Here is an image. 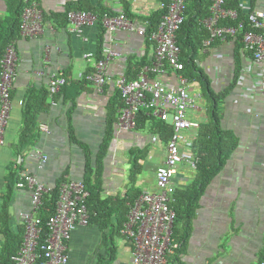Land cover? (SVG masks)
I'll list each match as a JSON object with an SVG mask.
<instances>
[{"label":"crops","instance_id":"0c3cea01","mask_svg":"<svg viewBox=\"0 0 264 264\" xmlns=\"http://www.w3.org/2000/svg\"><path fill=\"white\" fill-rule=\"evenodd\" d=\"M77 1L37 0L46 14L63 13L69 3ZM89 1L97 6L102 3L116 12L124 10L122 0ZM167 1L126 0L131 18L142 23H150L152 17L163 10L161 4ZM240 1L249 3L255 11H264V0ZM5 14V2L0 0V18ZM105 48L116 51L118 56L108 67L112 81L99 92L85 76L94 70ZM154 49L148 36L129 31H117L110 36L98 22L88 26L83 36H78L68 32L67 25L58 27L53 20H46L41 36L17 40L13 110L6 128L5 145L0 146V264L8 242L17 251L22 246L23 215L31 209L28 190H17L16 186L9 189L7 177L11 170L16 172L15 183L21 172H28L52 189L64 178L82 181L88 158L95 167L107 138L112 104L120 101L116 80L124 76L137 77L141 69L153 61ZM246 51L238 48L236 38L216 43L205 53L200 51L198 65L208 75L212 90L226 95L220 105L222 127L232 132L239 144L198 201L190 219V238L179 253L181 264H260L264 259V92L261 82L264 70ZM55 74L64 75L67 84L53 98H48L47 110L37 115L40 137L33 147L21 153L18 142L26 99L32 93L48 90ZM161 80L173 86L176 75L170 72ZM188 89L202 94L197 82L189 81ZM188 115L201 124L206 122V100L198 99ZM157 125L158 120L149 121L142 129L120 132L115 123L101 173V198L113 201L109 205L127 198L131 185L130 154L135 149L146 152L136 187L142 193L156 191L155 171L165 161L167 145ZM196 132L197 129H192L186 133L189 138H195ZM195 178V170L184 164L178 168L172 183L176 189H187ZM116 219L114 216L113 220ZM108 233L94 224L77 228L68 243L70 264H103L108 257L105 246V241L109 242L105 239ZM114 242L117 249L114 264H133L131 243L121 235Z\"/></svg>","mask_w":264,"mask_h":264},{"label":"built area","instance_id":"2783aa9c","mask_svg":"<svg viewBox=\"0 0 264 264\" xmlns=\"http://www.w3.org/2000/svg\"><path fill=\"white\" fill-rule=\"evenodd\" d=\"M188 0H168L161 4L164 14L156 30L148 35L149 22L132 19L124 12L117 16H104L102 25L111 36L117 31L135 32L149 36L154 45V58L150 65L141 69L137 77L126 76L116 80L122 107L119 110L117 127L120 132H130L136 128L139 111L147 110L161 122L172 125L173 134L166 145L164 163L155 171L156 191L143 192L133 204L123 224L120 235L133 246V264H172L169 255L179 248L172 243L173 226L177 211L170 206L175 193L172 181L181 165L196 170L199 157L192 152L195 138H189L187 131L198 129L200 123L192 120L188 111L194 108L202 94L191 93L189 80L182 73L184 63L177 43V32L184 22ZM224 0H212L211 16L202 20V26L209 31L204 41L205 53L217 40L234 38L243 30L244 23L237 26L221 24L222 21H237L240 12L247 16L250 29L243 30L245 49L251 54L255 64L264 70V11H255L245 1L240 3V12L226 9ZM98 22V18L87 11L68 13L67 31L83 36L85 29ZM44 32V12L37 1L25 8L22 15L21 37L38 38ZM91 55H87L89 57ZM118 56L111 48H105L102 58L95 63L94 70L85 76L86 81L102 92L112 79L108 75L110 63ZM18 62L17 41L10 43L1 60L0 71V146L6 142V128L12 110V92L16 80ZM173 72L176 83L166 85L161 78ZM264 92V79L261 80ZM67 84L62 74H55L49 81V94L54 97ZM44 161L46 159L44 158ZM17 190H28L31 209L24 213L25 236L22 246L11 257L13 264H70L69 241L79 227L89 225L90 214L86 200L89 192L83 181L66 180L61 185V193L55 213L46 222L40 217L44 197L52 188L41 182L36 175L21 172L16 182ZM45 227L48 237L41 243ZM264 264V259L260 262Z\"/></svg>","mask_w":264,"mask_h":264},{"label":"trees","instance_id":"16d2710c","mask_svg":"<svg viewBox=\"0 0 264 264\" xmlns=\"http://www.w3.org/2000/svg\"><path fill=\"white\" fill-rule=\"evenodd\" d=\"M34 1L37 0H4L6 14L4 17L0 18V71L1 60L5 54L6 47L21 37L20 31L23 12L25 8ZM122 2L124 4V10L122 12L132 17L128 2H126V0H122ZM240 3V0H224L223 6L226 9H236L240 12ZM211 6L212 0H188L187 9L184 13V22L177 32V43L181 50V61L184 63V70L182 73L190 82H197L200 85L202 97L206 100V113L208 118L207 121L202 123L197 129L196 138L192 147V152L199 157L195 170L196 178L187 189H175L173 200L170 203V206L177 211V219L173 226L172 243L179 244V248L175 250L172 255H169V262L172 264H181L179 253L183 250V247L190 238V233L192 231L190 228V219L195 214L199 199L214 177L224 168L239 144L238 138L232 132L224 130L222 127L220 105L221 101L226 96L225 93L217 94L212 90L208 75L204 69L198 65L201 59L200 51L204 48V41L209 38V31L202 26V20L211 16ZM70 11H89L96 15L98 23L101 25L104 16H117L119 14V12L109 9L102 3L97 6L92 5L89 0H78L76 3H69L63 13L46 14L43 11L44 22H46V20H53L58 27H66L68 23V13ZM163 14L164 10H161L152 17L149 23L148 35L157 29ZM239 22L244 23V31L250 29L247 16L242 12H240L237 21H222L221 24L237 26ZM243 30L234 38L238 41V48L241 47L245 50V45L242 40ZM231 38L232 37L227 38L225 41ZM219 42L221 43V41L217 40L213 42L211 46ZM153 45L155 44L153 43ZM248 54H250L249 51ZM101 58L102 55L99 59ZM49 97V90H45L36 94L32 93L26 99L23 114L24 122L20 129L18 142V148L21 153L33 147L39 139L40 128L37 124V115L47 110V101ZM118 97L120 101H115L109 112L107 138L97 157L96 165L92 167L90 158H88L85 175L82 179L85 189L89 192V197L86 200L87 209L90 214L89 225H98L101 230L109 231L108 237L105 238L109 240V242L107 240L105 241L108 257L102 261L103 264H114L117 251L114 240L116 237L120 236V230L127 220L130 209L129 205L133 204L142 194V191L136 187V182L138 175L142 171V162L146 155L145 151L138 149H135L130 154L131 169L129 181L131 185L127 193V198L118 200L114 205H109L113 201L103 200L101 198V173L104 160L107 157L108 149L114 135V125L118 120V112L122 107L120 95ZM149 113L150 112L147 110L139 111L136 128L142 129L141 127L149 121H157V119ZM157 130L162 141L168 143L173 134L172 125L158 120ZM14 173L13 170H11V174L7 177L10 190H12L16 184L14 181L16 172ZM66 180L65 178L60 180L50 194L44 197V205L40 212V217L44 222L55 213L61 193V185ZM5 210L7 211V208H5ZM114 216L117 217L116 221L113 220ZM6 220H8V217H6ZM47 237L48 230L45 227L44 234L41 237V243H44ZM16 251V247L8 242L4 247L1 264H13L11 257Z\"/></svg>","mask_w":264,"mask_h":264},{"label":"clouds","instance_id":"9594fccd","mask_svg":"<svg viewBox=\"0 0 264 264\" xmlns=\"http://www.w3.org/2000/svg\"><path fill=\"white\" fill-rule=\"evenodd\" d=\"M200 125H201V123H200Z\"/></svg>","mask_w":264,"mask_h":264}]
</instances>
